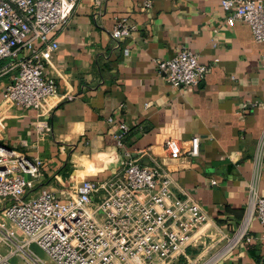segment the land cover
Masks as SVG:
<instances>
[{
	"label": "crops",
	"instance_id": "obj_1",
	"mask_svg": "<svg viewBox=\"0 0 264 264\" xmlns=\"http://www.w3.org/2000/svg\"><path fill=\"white\" fill-rule=\"evenodd\" d=\"M144 1L80 0L50 34L58 49L44 75L56 81L57 91L41 110L4 102L0 80V143L42 159L31 195L66 198L83 179L116 174L128 157L159 164L173 192L205 211L200 231L208 245L201 255L213 254L241 222L251 185L264 196V147L261 162L255 161L264 135V43L253 39L246 23L226 24L229 10L220 0H151L147 7ZM118 22L130 31L114 41L109 32ZM182 47L197 53L208 71L197 85L177 88L157 61ZM41 119L50 132L36 128ZM118 123L128 127L122 146L114 136ZM193 136L199 137L196 157L169 158L165 139L185 143ZM249 235L251 241L215 264H264L258 220L251 221Z\"/></svg>",
	"mask_w": 264,
	"mask_h": 264
},
{
	"label": "built area",
	"instance_id": "obj_2",
	"mask_svg": "<svg viewBox=\"0 0 264 264\" xmlns=\"http://www.w3.org/2000/svg\"><path fill=\"white\" fill-rule=\"evenodd\" d=\"M79 1L0 0L4 102L40 111L45 99L56 93V81L44 75L58 49L50 34L68 21ZM104 1L94 0V4ZM220 3L229 10L226 24L244 22L253 39L264 43V1ZM150 4L151 0L144 1L145 7ZM98 14L99 11L95 13ZM129 31L127 24L118 22L109 35L117 41ZM157 67L164 79L177 88L197 85L208 71L199 55L186 47L169 59L157 61ZM108 122L114 123L113 118L109 117ZM117 126L114 136L122 146L128 127L124 123ZM36 128L51 131L42 119ZM164 147L171 159L196 157L199 137L193 136L185 143L168 137ZM263 147L264 135L255 156L257 164ZM42 164L41 158H30L0 143V247L8 248L6 253L0 250V264H16L12 261L14 255H20L28 264L42 262L27 248L32 243L55 264H169L185 254L188 247L203 242L200 228L207 220L205 211L189 196H177L168 171L157 163L144 166L128 157L116 174L101 180L83 179L66 198L47 191L30 194ZM253 219L264 227V196L251 185L241 222L200 264H215L243 240L251 241L249 228Z\"/></svg>",
	"mask_w": 264,
	"mask_h": 264
},
{
	"label": "rangeland",
	"instance_id": "obj_3",
	"mask_svg": "<svg viewBox=\"0 0 264 264\" xmlns=\"http://www.w3.org/2000/svg\"><path fill=\"white\" fill-rule=\"evenodd\" d=\"M207 245L208 241L204 242V244H197V247H194L193 249L187 248L185 254H181L177 259L173 260L169 264H199L200 262H204L211 256V254H209V251L201 255L203 248H206ZM27 248L42 260V262H34L31 264H55L49 259L46 252L42 250L37 244L32 243ZM0 250L6 253L8 251V248L6 249L4 247H0ZM12 261L16 264H28L24 262L25 260H23L20 255H14L12 257Z\"/></svg>",
	"mask_w": 264,
	"mask_h": 264
}]
</instances>
